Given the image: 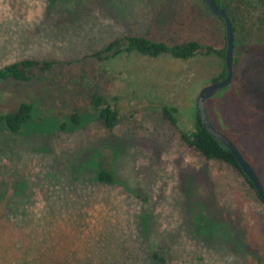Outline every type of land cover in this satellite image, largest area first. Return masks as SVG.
<instances>
[{"label": "rangeland", "instance_id": "374dc122", "mask_svg": "<svg viewBox=\"0 0 264 264\" xmlns=\"http://www.w3.org/2000/svg\"><path fill=\"white\" fill-rule=\"evenodd\" d=\"M254 22L237 25L235 63L264 47ZM127 35L221 46L225 27L203 0H0V68L60 65L28 84L0 83V115L35 107L21 132H0V264H264V202L238 169L182 140L223 62L88 59ZM240 70L207 111L264 184V107ZM98 95L118 113L113 129L97 119ZM100 167L115 183L96 180Z\"/></svg>", "mask_w": 264, "mask_h": 264}, {"label": "trees", "instance_id": "16d2710c", "mask_svg": "<svg viewBox=\"0 0 264 264\" xmlns=\"http://www.w3.org/2000/svg\"><path fill=\"white\" fill-rule=\"evenodd\" d=\"M214 1L220 9L227 13L231 20L234 34V48L237 47L235 41L237 25L238 23L241 24L246 17H251L253 20L255 19V25H259L258 31L262 33L264 37V12L260 10V6L258 8L254 6L252 0ZM260 1L262 6H264V0ZM216 19L225 27L221 18L216 17ZM226 49L227 44L225 35L221 46L205 44L195 40L181 44H170L166 41H155L144 36L127 35L115 39L105 49L89 56L88 59L97 64L110 65L117 60H123L128 57H148L155 59L168 56L183 61L195 58L216 57L223 62V67L218 77L213 80L215 83L223 80L227 75L225 65ZM247 52L249 54H247L248 57L246 56L244 62L240 64L234 61V67H242L240 71L242 73L241 78L243 79L244 85L246 84L251 89V94L264 107V47L251 48ZM253 53H256L257 57H254ZM57 66H60L59 63L53 61L25 59L0 68V83L12 82L28 84L44 78L47 74L54 73L57 70ZM228 90L229 88L224 90L223 93L228 92ZM92 104L97 112V119L102 122L106 128L113 129L118 122L117 111L106 104L103 95L96 96ZM163 113L165 118L168 119L173 126H177L175 110L165 106L163 108ZM34 115V105L23 103L16 111L6 115H0V132L6 129L12 133H19L24 126L34 118ZM73 120L79 124L81 122L79 114H74ZM182 140L184 145L190 147L206 160L223 162L238 169L244 175L250 186L255 190L248 177L242 172L233 153L209 134L203 126L197 112L195 113L193 130L190 132H182ZM95 177L98 182L104 184H113L116 181L114 173L104 167L97 169ZM234 241L240 243L238 239H234ZM155 257L159 258V255L155 254Z\"/></svg>", "mask_w": 264, "mask_h": 264}, {"label": "water", "instance_id": "95a60500", "mask_svg": "<svg viewBox=\"0 0 264 264\" xmlns=\"http://www.w3.org/2000/svg\"><path fill=\"white\" fill-rule=\"evenodd\" d=\"M207 8L217 18H221L225 25V36H226V57L225 65L227 75L226 77L218 82L212 83L204 87L198 96L196 102V112L199 118L209 132V134L219 143L229 149L235 156L237 162L240 165L242 172L248 177L249 181L254 186L259 198L264 202V184L259 177L254 166L245 158L237 145L225 134L220 132L211 122L208 111H207V100L214 97L221 91H224L231 87L234 79V34L232 29V23L227 13L220 9L214 0H204Z\"/></svg>", "mask_w": 264, "mask_h": 264}]
</instances>
